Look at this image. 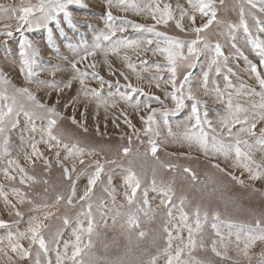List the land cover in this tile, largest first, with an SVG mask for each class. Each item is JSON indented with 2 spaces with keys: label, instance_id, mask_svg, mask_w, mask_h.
Listing matches in <instances>:
<instances>
[{
  "label": "rangeland",
  "instance_id": "rangeland-1",
  "mask_svg": "<svg viewBox=\"0 0 264 264\" xmlns=\"http://www.w3.org/2000/svg\"><path fill=\"white\" fill-rule=\"evenodd\" d=\"M36 3L38 0H0V4L16 8ZM124 4L129 5L127 10H123L119 0H112L111 5L108 0H80L78 4L68 5V10L72 13L71 24L61 13L57 17L59 27L56 20H53L47 28H29L24 25L19 31L17 27L21 22L15 16H0V72L11 82L8 85L0 83V92L7 88V94L15 95L18 105L22 104L25 109L37 114V118L30 123L21 112L16 118L18 123L14 127H8L6 147L11 155L4 154V137H0V191L7 195V202L4 196H0V220L8 225L0 228V264H35L36 254L40 251L39 245L31 242L30 234L23 239L18 236V233L26 232L29 221L35 218H39L45 226L41 234L49 248L47 256L40 252L41 264H48L49 261L57 264V250L63 258V264H72L67 257L74 251L77 234L81 236V246L87 244L88 235L82 230L87 229L90 220L94 224V231L91 236L92 247L85 249L82 257L85 264H151L154 257L156 264H166L167 258L163 252L167 247V233L164 232V227H169L174 237L179 234L187 243L188 230L180 220L181 199L185 201L182 207L187 214V224L195 229L198 209L201 225L199 232H193L195 247L185 248L183 260L188 264H260L264 258V241H257L246 257L243 253V239L238 244L236 236L239 233L243 238L250 229H255L257 221L264 226V178L251 180L247 171L232 167V157L225 160L222 156H206L197 146L189 147L186 142L178 140L185 133L186 126L195 123L194 118L189 120L193 101L187 99L185 91L184 104L176 110L171 97H165L166 91H172L171 85L161 83L156 88L154 76H162L165 80L170 76L168 72H157L154 66L167 64L164 55L159 52L153 55L152 50L145 52L122 48L116 54L109 53L105 56L98 49L96 55L82 59L86 55L85 49L90 51L94 47L96 37L109 32L108 23H113L117 28L127 26V31L116 32L112 41L124 38L142 41L152 39L155 42L154 33L133 31L131 24L154 27L156 32L166 36L191 41L197 38L193 28L202 27L210 17L201 16L198 11L193 12L188 0H124ZM146 4H152L154 9L158 6L157 19L161 13H165V5L170 6L172 18L166 24H157L152 19V13L137 14L131 7L136 5L143 8ZM212 5L216 12L215 18L207 29L199 33L202 41L210 45V48H204L203 43L197 45L201 48V54L195 66L192 69L180 68L177 83L187 72L192 73L189 81L193 94L201 101V118L207 109L208 119L213 126L219 128L220 119L227 115L229 93L233 108L238 105L249 110L254 103L259 104V93H264V88L260 85V79H264V67L259 65V58L248 43L249 36L241 25L243 18L251 39L264 42V32H260L256 24L257 20L264 24V12L260 11L264 7V0H212ZM181 8L195 15V23L188 15L181 19ZM109 11L116 18L114 21H107ZM177 21L182 25L183 31L176 26ZM230 24L237 26L231 33L228 28ZM9 31L12 33L10 36L6 34ZM23 39L30 41L38 50L33 65L36 75L31 83L20 72L19 53ZM161 43L166 47L163 41ZM233 43L248 57L247 61L236 54ZM110 44L111 41H103L102 47ZM216 44L221 46L223 52V56L218 58L221 65L219 75L216 74L215 65L209 71ZM154 46L143 47L154 49ZM186 52L185 49V54ZM125 56L128 57L127 60L124 59ZM73 62H76V69L72 68ZM249 62L257 66L259 78L250 71ZM129 64L135 66V71L128 67ZM228 68L233 71L229 73ZM93 71L106 81L103 86L98 79H93ZM205 71L209 72L207 93L203 87ZM79 73L88 75L81 77ZM225 76H228V81H225ZM80 79H84V85L80 84ZM69 81L71 86L64 87ZM129 83L143 89L144 93L142 95L137 92L131 104L119 98V93L130 91L127 87ZM226 84H230V87L226 88ZM217 85L223 92L219 99L215 91ZM14 87H27L37 100L46 107H54L60 114L55 117L57 122L53 128V134L59 140L57 146L49 149L47 143L40 142L42 138L48 140V120L39 118L44 115V111L36 108L26 96L16 94ZM185 87L187 89L188 85ZM89 89H96L100 98L107 103H101L100 99L88 92ZM237 92L240 94L237 95ZM249 92L257 95H249ZM155 96H159L163 103L150 99ZM136 101L140 102L139 109L135 107ZM5 103L0 98V107ZM145 103H151V108L157 109L153 113L156 124L152 126L153 132L148 135L144 134L146 125L141 120V117L146 119L151 111L144 107ZM164 112H168L167 117L163 115ZM73 117L77 121L75 124L72 122ZM125 119L130 121L132 127L125 123ZM33 125L36 129L34 132ZM239 127L237 125L233 131ZM262 127L264 121L258 120L256 135L242 136L254 149L251 152L253 160L264 166V146L257 143ZM150 138L158 147L155 157L151 154L148 142ZM224 138L227 140V137ZM33 143L43 153L42 157L31 156ZM50 143L55 144L54 141ZM64 145H76L84 150V154L64 159L67 155ZM126 147L131 149L128 156L123 155ZM241 148L247 151L243 145ZM57 151L60 152L59 163L55 155ZM26 156L30 159H26ZM45 159L49 161L48 166L43 162ZM80 159L84 163H80ZM9 160L16 161L24 172L21 173L15 165H9ZM97 164L103 165L100 178L92 187L89 200L80 201L79 197L87 190L88 180L94 176ZM215 164H219L225 171L221 172L213 167ZM65 167L71 171L70 178L64 174ZM5 168L15 179L4 176ZM129 169L143 182L137 198L139 207L148 213L146 216L144 212H139V227L132 229L121 227L125 223L123 216L116 217V223L113 224L115 212H127L129 208L123 195ZM185 169L190 171L185 172ZM229 172L238 180H243L244 184L233 180L227 174ZM21 177L25 180L23 184L20 183ZM153 178L158 189L170 186L175 193L172 201L175 207L169 205L173 213L171 223H168L169 217L166 215L168 209L161 205L163 193L152 190ZM145 187L148 189L147 205L143 203L142 196ZM14 189L23 197V203L19 202ZM73 189L75 196L72 206H69L67 199ZM112 195H115V205ZM58 196L64 198L59 203ZM88 203L92 204L90 214ZM121 203L124 204L122 209L119 208ZM17 211L20 212L19 216L16 215ZM132 211H136L135 206ZM49 212L52 214L46 220L43 219ZM65 217L69 220L67 225L63 222ZM213 224L216 228H213ZM177 227L182 229L179 233ZM141 231L145 233L143 237L139 236ZM9 232L16 236L25 249H29V258L22 259L12 251L7 239ZM178 243L179 241L173 240V249ZM65 244L68 245L67 257L64 256ZM213 247L220 255L213 251Z\"/></svg>",
  "mask_w": 264,
  "mask_h": 264
},
{
  "label": "snow or ice",
  "instance_id": "snow-or-ice-1",
  "mask_svg": "<svg viewBox=\"0 0 264 264\" xmlns=\"http://www.w3.org/2000/svg\"><path fill=\"white\" fill-rule=\"evenodd\" d=\"M112 0H108L109 5H111ZM189 5L193 9V12L198 11L201 16H209L207 23L202 25V27L193 28V31L197 34V38L193 39L191 41H182L173 37H169L164 35L163 33H159L155 31L154 27H146L142 24H131V28L133 31H146L150 33H154L156 40L155 42L152 39H148L146 41L142 40H134V39H124L120 38L115 41H112V37L115 36L116 32H125L127 31V26H121V27H115L113 23H108L107 27L109 29V32L107 34L102 33L101 35L96 37V43L92 50L85 49L86 55L82 57V59H86L88 56H94L96 55V51L99 49L102 51L105 56H107L109 53L116 54L118 53L122 48L123 49H132V50H143L145 52L152 50L153 55H155L157 52L164 55V58L167 60V64L165 66H161L159 64L154 65L157 72H168L170 73V76L165 80L162 76H154L153 81L155 82L156 88L160 87L161 83L170 84L171 85V92H165V97H171V99L175 102V109L179 110L183 104L185 99V91L187 94V99L192 100V108H191V116L189 117V120L191 121L193 118L195 120L194 124H189L186 126L185 133L178 138L179 141L186 142L189 147H192L193 145L197 146L206 156L212 155V156H222L225 160L229 159L230 157L233 158L232 167L233 168H241L244 171H247L249 173V179L251 180H259L261 178H264V166L257 164L252 156L251 152L254 150L251 145L248 144L247 139H244L242 134H247L249 136H255L256 132V125L258 120L264 121V93H259L261 96V100L259 104H253L252 109H244L239 107L238 105L233 108L232 100H231V93H229V99L227 100V115L222 117L219 121L220 127L217 128L213 126V123L211 120L208 119L207 109L204 110L203 118H201L200 114V105L201 101L196 98V96L193 94L189 77L192 75L191 72H187L183 76V79L177 83V73L180 68H186V69H192L196 62L198 57L201 54V48L197 47V45L203 43L204 48H210V45L207 43H204L199 36V33L203 31L204 29H207L208 26L213 22V19L215 18L216 12L212 5V0H188ZM73 3H80V0H38V3L34 5L29 6H21L20 8H16L10 5H3L0 4V16H5L11 14V16H15L16 19H18L21 22V25L17 27V31L20 30L21 27L24 25H27L29 28L31 27H48L49 22L56 20L57 27H59V21L57 20V17L63 13L64 18L67 20L69 24L72 23V13L68 10V5ZM119 4L123 7V10H127L129 5L124 4V0H119ZM132 9L137 13L145 12V13H152V19L156 21L157 24L163 22L167 23L169 19L172 18V14L170 11V6L165 5V13H161L160 18L157 19L156 12L159 11L158 6L154 9L152 4H146L143 8L137 7L136 5H131ZM179 7V6H178ZM253 7L255 5L253 4ZM261 12H264V7L260 9ZM38 13V15H36ZM185 15H188L189 18L192 20L193 23H195V15L187 13L184 9L181 8L180 16L181 19ZM243 17V13H241ZM107 21L111 22L114 21L116 18L113 17L111 11L107 13L106 17ZM257 28L260 32H264V24H261L259 20L256 21ZM241 25L244 28L245 33L248 34L249 40L248 43L251 44L252 50L254 51L255 55L259 58V65L261 67H264V42L259 41L258 39H251V33L249 32L247 23L241 19ZM176 26L178 28H182V25L179 21H177ZM237 26L236 25H228V28L230 30V33L235 30ZM49 33H51V29L49 28ZM7 35H11L12 33L9 31L6 33ZM103 41H111L110 46H104L102 47ZM161 41H163V44L166 45L162 46ZM154 46V49L151 47H143L144 45L147 46ZM232 47L235 49L236 54L243 57L245 61L248 60V57L244 54V52L236 46L235 43L232 44ZM185 49L187 50L185 54ZM214 52L215 55L212 56L210 64H209V71L212 70V66H216V74L219 75L221 65L218 63V58L223 56V52L221 49V46L219 44H216L214 46ZM20 60H21V67L20 72L24 75L25 80L28 83L32 82V78L36 75V72L34 71L33 65L35 64V57L38 55V50L34 48L33 44L23 39L20 43ZM125 60L128 59L127 56L124 57ZM226 59V58H225ZM94 67V66H93ZM129 68H131L133 71H135V66L132 64L128 65ZM250 71L252 73L257 74V77L259 78V73L257 71V66L255 64H251L249 62ZM72 68L76 69V62H73ZM79 71V70H77ZM227 71L231 73L233 70L231 68H228ZM114 74V73H112ZM81 77L87 76V73H79ZM121 75H124L121 73ZM93 79H98L101 86H103L106 81L103 79V77L98 76L95 71L92 73ZM125 79L127 77L125 76ZM225 81H228V76L224 77ZM208 82H209V72L205 71L203 73V87L205 93L208 91ZM0 83H3L4 85H8L11 82L7 80L2 72H0ZM40 83H45L43 81H40ZM119 83V82H117ZM215 83V81H213ZM80 84L84 85V79H80ZM186 84L188 85L186 89ZM260 85L262 88H264V79H260ZM55 87V85H51ZM71 82L69 81L67 84L64 85V87H70ZM127 87L130 89L129 92L119 93V98L124 100L125 102L131 104L133 96L139 92L142 95L143 89L133 87L130 83L127 85ZM230 87V84H226V88ZM215 91L217 93V98L223 96V92L220 90L219 86L215 88ZM14 92L21 96H26L29 101H32L36 108L42 109L44 111V115L39 117L41 119H47L48 120V127H47V136L48 140L45 141L43 138L40 142L47 143L49 149H51L54 146H57L59 144L58 138L53 134V128L56 125V119L55 117L59 116L60 114L56 112V109L54 107H46L43 103H41L37 98L32 94V92L27 87H21L16 88L14 87ZM88 92L91 93V95L97 97V99L101 100V103H107L106 100H102L99 96V93L96 89H89ZM87 94V93H86ZM240 93L237 92V95ZM249 95H257V93L249 92ZM0 98H2L6 103L3 107H0V137H4V154L5 155H11L10 152L7 150V138H6V132L9 126L14 127L18 120L16 119L19 114L22 112L25 117L28 118L29 122H33L34 118H37V114L33 111H30L28 109H25L22 104L17 103L16 96H9L7 94V88H5L2 92H0ZM151 100H154L156 103H163V101L160 100L159 96L151 97ZM7 101H11V103H7ZM135 107L139 109L140 102H135ZM145 108L151 109L149 112L147 118L141 117V120L146 125L144 129V134L148 135L149 133L153 132V125L156 124V121L154 119L153 113L157 111V109L151 108V103H145ZM163 115L167 117L168 112H164ZM72 122L75 124L77 121L75 118H72ZM125 123H128L129 127H132L130 121L125 119ZM165 123L167 121L165 120ZM237 125H240V127L234 132L233 129L236 128ZM206 126V127H205ZM194 129V131H192ZM32 131H36L35 126L33 125ZM86 131V129H85ZM260 137L257 140V143L261 146H264V127L260 128L259 130ZM224 137H227V140H225ZM139 138V137H137ZM50 141H54L55 144L50 143ZM149 144L151 145V154L152 156H156V153L158 151V147L153 139H149ZM129 143H131V137H129ZM241 145L244 146L247 151L242 150ZM32 147V153L31 156L35 157H42L43 153L39 152L36 148V144H31ZM64 149L67 152V155L64 157V159H68L72 156H82L84 154V150L78 148L76 145H64ZM131 149L130 147H126L123 149V155L128 156ZM234 153V157H233ZM91 154V153H89ZM147 154V153H146ZM57 157V162H60V152L57 151L55 153ZM30 157L26 156V159ZM45 166L49 165L48 160L43 161ZM9 165H15L17 168H19V171L21 173L24 172L23 168H20L18 163L14 160H9ZM80 163H84L83 159H80ZM111 163H115V161H111ZM171 167V166H169ZM213 167L219 169V171L224 172L225 169L220 168L219 164L213 165ZM75 170V167L73 165L72 171ZM103 171V165L97 164L96 171L94 176H92L88 180V188L84 192L82 196L79 197L80 201H88L90 194L92 192V187L95 185L96 181L100 178L101 172ZM189 169H185V172H189ZM3 174L8 179H15L14 176L9 175V170L5 168L3 170ZM64 174L67 178L69 177V169L67 167L64 168ZM233 180H238V178L235 175H232V173H227ZM193 179H195V176H193ZM238 182L243 185V180H238ZM20 183H25V180L23 177H21ZM125 186L126 190L123 193L124 199L127 202V205L129 206L127 212H121L117 210L115 212V215L113 216V224L116 223V217H125V223L121 224V227L127 226L129 229L132 228H138L139 227V212H144V214L147 216L148 213L141 207H139V202L137 198L138 191H141L142 186V180L136 175L135 172H133L131 169L128 170V174L125 178ZM152 190L153 191H160L163 193V199L161 200V205L168 209L166 215L169 217L168 223H171L173 220V213L172 208L169 207V205H172V207H175V205L172 204L173 197L175 195L174 191L170 186H163L159 189L156 187V180L153 178L152 182ZM14 192H17V190H13ZM147 194L148 189L145 187L142 190V196H143V203L145 205L148 204L147 200ZM0 196H4L5 201L7 202V195L4 194L2 191H0ZM17 196L20 203L24 202V199L22 196L19 195L17 192ZM75 196V189H73L71 196L67 199V204L69 206H72L73 204V197ZM64 199L62 196L57 197V203H59L60 200ZM113 204L115 205V195H112ZM31 203V201H28ZM185 201L183 199L180 200V220L183 223L184 227H187L188 230V238L187 243L184 242L183 238L177 234L175 237L173 236L172 230L165 226L164 232L167 233V247L164 249L163 254L165 255L166 264H188L187 261L182 259V255L185 251V248L187 249H193L195 247V240L193 238V232H199L200 231V223H199V210L197 209L196 216H197V224L195 229L192 228V226L187 224V214L183 211V205ZM133 206L136 207V211H132ZM13 207H15L13 205ZM92 204L88 203V209L89 214L91 213ZM119 208H124V204L121 203ZM52 213H46L43 217V219H47L49 215ZM16 215L19 216L20 212L17 211ZM103 215H107V213H103ZM64 224L67 225L69 223V220L67 217L64 219ZM8 225L0 220V228H6ZM45 226L41 222L39 218H35L29 221V227L26 230V232L18 233V236L20 238L25 237L26 235L30 234V239L33 244L39 245V250L36 254V262L35 264H41L40 261V252H43L45 256H47L49 248L48 244L45 242L41 230ZM213 228H216V225L213 224ZM182 229L177 227V233H179ZM82 231H85L88 235V242L87 244H84L83 247L81 246V236L79 234L76 235V244L74 245V251L72 252L70 257H67V248L68 245L65 244V252L64 256L67 257L72 261V264H85V261L83 260V254L85 252V249L92 247V240L91 236L94 231V224L90 220L87 229H83ZM218 236L220 235L219 231L216 233ZM145 233L141 231L139 233L140 237H143ZM12 251L18 253V255L22 259L29 258L31 253L29 249H25L23 245H21L16 238V236L9 232L7 237ZM179 241L175 249H173V240ZM243 239L244 243V249L243 253L247 257L249 255V249L257 242V241H264V226L261 225L259 221L256 223L255 229H250L249 232L241 237V235L238 233L236 236L237 243L239 244L241 240ZM15 241V242H14ZM213 251L216 252L217 255H220L219 252L216 251L215 247H213ZM79 258V259H78ZM48 264H51L49 261ZM57 264H63V258L61 257V254L57 250ZM151 264H156V258L154 257ZM260 264H264V258L261 259Z\"/></svg>",
  "mask_w": 264,
  "mask_h": 264
},
{
  "label": "crops",
  "instance_id": "crops-1",
  "mask_svg": "<svg viewBox=\"0 0 264 264\" xmlns=\"http://www.w3.org/2000/svg\"><path fill=\"white\" fill-rule=\"evenodd\" d=\"M30 159V158H29ZM71 171L69 170V173H70ZM71 174V173H70ZM51 218V217H50ZM23 239V238H22Z\"/></svg>",
  "mask_w": 264,
  "mask_h": 264
}]
</instances>
